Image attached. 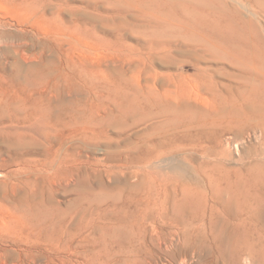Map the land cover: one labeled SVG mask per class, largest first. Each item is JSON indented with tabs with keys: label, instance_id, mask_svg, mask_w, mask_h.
<instances>
[{
	"label": "rangeland",
	"instance_id": "obj_1",
	"mask_svg": "<svg viewBox=\"0 0 264 264\" xmlns=\"http://www.w3.org/2000/svg\"><path fill=\"white\" fill-rule=\"evenodd\" d=\"M253 1L0 0V80L16 97L11 109L0 104V206L28 217L53 212L73 229L88 223L99 264H183L188 247L177 239L171 250L170 241L159 247L151 232L183 230L191 210L178 211L174 203L198 185L219 183L214 166L240 169L246 180L261 147L247 138L252 120L243 116L250 82L264 78V13ZM234 10L245 33L242 48L253 49L255 61L234 63L206 43L198 27L200 20L231 17ZM31 97L46 100L42 107L54 114L63 111L64 122L94 129L99 139L87 144L61 136L68 132L50 127L52 112L42 120L50 121L47 129L33 122L25 99ZM237 132L240 144L226 145ZM69 152L73 158L60 165ZM149 168L160 175L153 177ZM217 206L220 221L228 219ZM147 208L168 222L143 220Z\"/></svg>",
	"mask_w": 264,
	"mask_h": 264
},
{
	"label": "bare ground",
	"instance_id": "obj_2",
	"mask_svg": "<svg viewBox=\"0 0 264 264\" xmlns=\"http://www.w3.org/2000/svg\"><path fill=\"white\" fill-rule=\"evenodd\" d=\"M185 3H187V2H185ZM247 4H249L251 8L253 5L254 6L256 5L257 8H259L262 11V14L264 13V0H254L253 5H251L250 3H247ZM212 6H213V4H212ZM244 8L248 9L246 7H244ZM206 9L209 10V8H207V7H206ZM214 9H213V11H214ZM211 10H212V8L210 9V11ZM217 10H218V8H217ZM219 11H221V13H222L223 10L220 9ZM228 11H229V9H228ZM214 12H216V11H214ZM235 13H236L235 10L233 12H231V17L226 14L228 16V18H226L225 17L226 15H224V13H223V15L221 14V15H217L216 17L214 16V18L212 20H209V21L200 20L198 27L202 31L205 32L204 35L209 40V42H208L205 39L206 43H208L210 46H212L218 50H221L234 63L237 64V63H240V61H245L247 59L255 61L256 60L255 58H257V57H256V54L253 52V49L250 50L249 52H246L242 48L245 38H244V40L241 39L243 37H241L242 35L240 34V32L241 31L243 32V30H242L243 26H238L239 25L238 21L240 19H237V17H236L237 13H236V15H235ZM193 16H192V18H193ZM194 17H196V16H194ZM236 20H238V21H236ZM244 20L245 19H242V21H244ZM236 23H237V25H236ZM243 24L246 25V22ZM247 24H248V21H247ZM245 29L246 28L244 26V30ZM243 34L245 35L244 32H243ZM239 36L241 38H239ZM255 36H256V40H257L258 36L257 35H255ZM255 36H253V33H252V37L255 38ZM247 40H249V38H247ZM259 40L262 41V39H259ZM253 42L251 40L250 43H253ZM258 44H260V43H258ZM260 46H261V44H260ZM257 48H258V45H257ZM263 48L264 47H261L262 51H263ZM75 50H76V48H75ZM258 51H259V49H258ZM248 62H249V60H248ZM242 64H244V62ZM257 65H259V64H257ZM236 66H238V65H236ZM244 66H246V65H244ZM261 66H263V65H261ZM255 67H256V65H255ZM249 75H250V73H249ZM247 77H249V76H247ZM252 77H253V75H252ZM253 78H254L253 82H250L251 87L248 84V86L251 88V90L248 89V94H247L246 98H243V102L245 100H246V102H244L245 104L243 102L242 103L244 105H247V107L249 109V111L247 113L246 107H244V109H245L244 111H246V112L245 113L243 112L245 114V115L243 114V116H246L248 114L249 118L252 120L251 125L249 124V126H248L249 130L246 129L247 131H250L247 138L257 140L259 145H261V147L259 150L255 151V153H256L254 155L255 164L251 165V166L248 165L250 167L246 169V172H247L246 180L241 181V179L243 180L245 177H243V175H241L240 169L236 170V169H231V168H218V167L214 168V167H216V166H214L213 171L211 173H213L215 169L217 171H219V173L221 174L220 176H222L219 183H215V184L208 183V184L198 185L194 192L183 194L182 197L180 199H178V201H176L177 205H176V203H174L176 210H178V211H180V210L182 211L183 208L185 209L186 207L187 208L189 207V209L191 210L192 216H191L188 224H187V222H185V223L182 221L178 222V224H180L181 222L186 224L184 226V229L182 228L183 230H181L180 232L174 231V232L168 233V234L167 233H160L159 234V233H154V232H151V234H150L152 236V239H155L159 242L158 243L159 247L161 246L160 242L164 243V245H167V241H170L169 247H168V249H170V247H173L172 241L174 239H177V242L178 241L182 242L181 243V244H183L182 246H187L188 252L183 254L182 260H181L183 264L186 262L188 263L190 261L193 264H264V78H260V77H253ZM250 79H252V78H250ZM246 83H247V81L245 82L244 85L247 87ZM137 92H138V90H137ZM244 94H242V95H244ZM29 95H31V94L29 93ZM13 96L14 95L12 94L10 87L8 86V87L4 88L3 83L0 80V104L4 103L6 106L9 107V109H11L10 105H12V103L14 102ZM32 96H34V95H32ZM25 99H26V103L29 104V106H27V104H26V106L30 107V110H29L30 114L28 113V116L30 115L32 117L33 122L39 121V120L42 121L43 119H45V117H47V114L49 112L51 115H52V113L53 114L55 113L54 111L52 112V110L50 111L48 109L43 108V107H45L44 105L48 104V102L46 104V100H45V103H43L44 100L42 101L41 97H38V98L37 97L36 98L31 97V100L29 98H25ZM28 99L30 101H27ZM45 99H47V98H45ZM40 100L42 101V104H44L43 107H42V104L40 103ZM239 100H241V99H239ZM23 102H25V100H23ZM66 104H68V103H65V105ZM243 104H241V105L243 106ZM14 105L15 104H13V108L15 107ZM238 105H240V104H238ZM48 107L52 108L50 105H48ZM70 107H72V106H70ZM13 108H12V110H13ZM54 108H56V107H54ZM71 109L76 110V109H74V107H72ZM56 110L57 109H55V111ZM238 110H239V108H238ZM241 110H242V108H241ZM62 112L58 111L59 114H57V113H56L57 115L54 114L56 116L53 117V119H51V121L53 120V122H52L53 124L51 123V125H50V127L52 129H54L57 132H62V133L64 132V130H66L68 133L65 135L59 133L61 136H64L66 138H70V139H76L77 138L79 140L81 139V141H84V143H87V144L88 143L89 144H95L97 142L96 139L98 137L96 136V134H94V131H93L94 129L92 130L90 127H88L86 125L79 126V124H81V123H79L78 125L73 124V123L72 124L68 123L69 120H68V122H64L63 120L66 119V117L63 118ZM72 115H74V114H72ZM72 115L69 116L70 119H73L71 117ZM26 116H25V119H28L30 117L29 116L28 118H26ZM229 116H231V115H229ZM49 118H50V116H49ZM249 118H248V120H249ZM25 119H24V121H26ZM88 119H90V118H88ZM243 120H244V118H243ZM245 120H247V117L245 118ZM22 121H23V119H22ZM28 121H29V119H28ZM48 121H49L48 119H47V122L42 121V123H44V125H46V129L48 128L47 125L49 126L48 123L50 121L49 122ZM30 122H32V120ZM39 123H36V124L39 125ZM42 123H41V125H42ZM95 123H97V122L95 121ZM236 123L238 124V122H236ZM239 124L242 125L243 123H239ZM41 125L39 127L42 128ZM94 125H96V124H94ZM98 125H99V123L97 124V126ZM43 127H45V126H43ZM241 127H243V126H241ZM31 128H32V126H31ZM34 128L37 129L36 126H33V130H34ZM52 129H50L49 132H51ZM235 129H236V126H235ZM38 130L41 133V131L43 129L39 128ZM237 131H238V129H237ZM42 133H43V135L46 134L45 131ZM47 133H48V131H47ZM52 133H53V131L49 134H52ZM238 133L239 132H237V134H234V135H236L235 140H234V137H232V138L228 137V141L225 144L229 145L231 140L236 141L235 142L236 145L240 144L237 140ZM49 134H48L49 137L52 136ZM98 135H101V134H98ZM48 136L46 137V139H49ZM239 138H240V136H239ZM243 140H244V138H243ZM74 141L75 140L71 141V143ZM68 142H70V141H68ZM67 150L68 149H66V151ZM71 153H70V155L66 154L67 157H69V158H67L65 156L62 157L60 165L64 166L65 163L68 164V162H66V161L69 160L70 158H73V156H74V154L72 153L73 154L72 155ZM149 169H150L153 177H158L160 175L158 168H149ZM243 169H245V168H243ZM60 170L62 171V173H65V172L73 173L74 172L73 168H60ZM219 173L217 172V174H219ZM244 173H245V170H244ZM211 177H213L212 174H211ZM232 178H235V180L233 179L234 181H232ZM213 179H214V177H213ZM206 200H210V202L206 203ZM217 204L219 205V207L221 206L222 208H224L226 210V211L224 210L225 214H226V212L229 214V216L226 215V217L228 216V219L220 221L219 218L221 216L219 214L222 213V211H219ZM232 207H233V209H232ZM33 208L34 207H32L31 210ZM174 210H175V208H174ZM37 211H39V210H37ZM32 212H34V211H32ZM164 213L165 212H163V214ZM166 215H167V213H166ZM180 215L181 214H179V216ZM147 216L150 219H155L157 217H160L164 220L163 222H165V223H167L169 220L168 218H165V215L162 216L161 212L159 214H157V213L154 214V213H152V210L149 208H147L145 210L144 215L142 216V219L143 220L148 219ZM179 216H178V219H179ZM130 217H131L132 221L133 220L138 221V217L135 214L131 215ZM222 218H224V217H222ZM180 219H181V216H180ZM65 221H66V218H62V217L58 216L57 214H55L53 212H49V211L48 212H40V214H38V215L28 217V215H26L25 213H17L15 210L0 206V264H96V263H98V262H96L95 259L98 258V260H99L100 257L98 256V253L96 254L94 252L93 238H92L91 233H88L86 230V228H88V226H89L88 223H86L85 225L77 226L73 229L70 226V223L69 222L65 223ZM170 222L172 224L173 220L170 219ZM178 224H176V226ZM206 228H207V230H206ZM177 230H178V227H177ZM139 232H141V231H139ZM143 235H144V233H143ZM148 236H149V234H148ZM144 239L145 238H142L143 241H144ZM149 239L151 240V237ZM151 241H153V240H151ZM142 246H144V245H142ZM167 246H166V248H167ZM154 248H156V247L154 246ZM146 249H145V252H146ZM137 250H139V249H137ZM133 251H134V249H133ZM94 253L98 257L95 258L96 255H94ZM135 255H136V252H135ZM138 256L140 257V255H138ZM147 256H148V254H147ZM104 257L107 260V257L106 256H104ZM133 258L135 259V257H133ZM133 258L131 257V259H133ZM134 259H133V261H134ZM136 259H138V258H136ZM136 259H135V261H136ZM101 260H103V259H101ZM154 261L152 260L151 263H153ZM139 263H140V260H139ZM147 263H149V262H147ZM134 264H136V263H134Z\"/></svg>",
	"mask_w": 264,
	"mask_h": 264
}]
</instances>
